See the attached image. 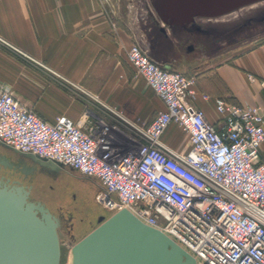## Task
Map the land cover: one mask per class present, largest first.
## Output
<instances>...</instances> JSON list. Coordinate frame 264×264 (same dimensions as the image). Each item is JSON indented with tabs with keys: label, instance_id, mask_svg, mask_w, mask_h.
<instances>
[{
	"label": "built area",
	"instance_id": "built-area-1",
	"mask_svg": "<svg viewBox=\"0 0 264 264\" xmlns=\"http://www.w3.org/2000/svg\"><path fill=\"white\" fill-rule=\"evenodd\" d=\"M140 40L127 60L163 103L148 124L50 122L0 85V141L95 178L107 211L127 208L196 264H264V105L214 97L218 121L208 120L193 103L195 74L157 62ZM170 124L185 133V150L161 140Z\"/></svg>",
	"mask_w": 264,
	"mask_h": 264
},
{
	"label": "crops",
	"instance_id": "crops-1",
	"mask_svg": "<svg viewBox=\"0 0 264 264\" xmlns=\"http://www.w3.org/2000/svg\"><path fill=\"white\" fill-rule=\"evenodd\" d=\"M127 2L0 0V85L50 122L61 115L84 124L107 122L120 109L126 120L148 124L163 103L126 57L142 35L147 42L140 43L154 60L195 74L193 103L208 120L218 121L214 97L264 105V41L187 57L174 40L147 39L131 22ZM161 140L171 149L187 148L186 135L176 124L167 127ZM260 155L264 160V141Z\"/></svg>",
	"mask_w": 264,
	"mask_h": 264
},
{
	"label": "water",
	"instance_id": "water-1",
	"mask_svg": "<svg viewBox=\"0 0 264 264\" xmlns=\"http://www.w3.org/2000/svg\"><path fill=\"white\" fill-rule=\"evenodd\" d=\"M253 0H176L179 18L214 16ZM20 158L36 165L54 160L24 153L6 145ZM71 247L72 264H196L173 239L140 221L127 208L108 217ZM57 217L43 201L30 197V187L0 186V264H59Z\"/></svg>",
	"mask_w": 264,
	"mask_h": 264
},
{
	"label": "rangeland",
	"instance_id": "rangeland-1",
	"mask_svg": "<svg viewBox=\"0 0 264 264\" xmlns=\"http://www.w3.org/2000/svg\"><path fill=\"white\" fill-rule=\"evenodd\" d=\"M175 1L128 0V15L131 22L145 31L147 39L152 42L159 38L174 40L179 52L187 57L205 56L210 51L237 50L264 41V0L240 4L217 17L193 16L184 19L175 14ZM115 112L127 118L120 109ZM112 117L106 123L125 130L121 120L115 115ZM0 147L4 155L8 154L7 158L17 160L13 159L16 154L5 143L0 141ZM100 189L101 185L95 178L62 163L40 165L32 192L34 197L44 200L57 217L59 264H68L72 245L98 225L99 215L108 217L112 214L95 199ZM71 193H75V200L71 199Z\"/></svg>",
	"mask_w": 264,
	"mask_h": 264
},
{
	"label": "flooded vegetation",
	"instance_id": "flooded-vegetation-1",
	"mask_svg": "<svg viewBox=\"0 0 264 264\" xmlns=\"http://www.w3.org/2000/svg\"><path fill=\"white\" fill-rule=\"evenodd\" d=\"M2 147H0L1 149ZM6 150V149H5ZM7 151V150H6ZM8 153V152H7ZM6 155V154H5ZM3 152H0V186L2 184H16V185H24L26 187H30V197L34 200L43 201L41 199H37L33 196V183L38 175V169L35 167L33 170L30 169L31 163L25 162L20 157L14 156L13 159L17 160H10L8 154L5 156ZM12 159V158H11ZM71 199L75 200L76 195L75 193H71ZM47 206V205H46ZM48 207V206H47ZM103 215H99L98 218ZM97 218V222H98ZM99 223V222H98Z\"/></svg>",
	"mask_w": 264,
	"mask_h": 264
},
{
	"label": "bare ground",
	"instance_id": "bare-ground-1",
	"mask_svg": "<svg viewBox=\"0 0 264 264\" xmlns=\"http://www.w3.org/2000/svg\"><path fill=\"white\" fill-rule=\"evenodd\" d=\"M253 3V2H252ZM236 9V8H235ZM229 10H227V11H225L224 13H226V12H228ZM222 14V13H221ZM220 14V15H221ZM219 14H217V15H214V16H218ZM219 15V16H220ZM191 17H193V16H191ZM219 18V17H218ZM226 18V17H225ZM165 21V20H164ZM201 51H202V49H201ZM68 264H72V253H71V249H70V254H69V258H68Z\"/></svg>",
	"mask_w": 264,
	"mask_h": 264
}]
</instances>
